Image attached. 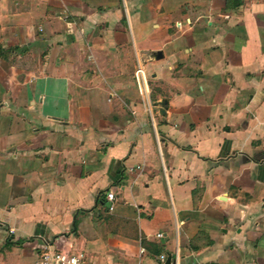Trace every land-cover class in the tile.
Instances as JSON below:
<instances>
[{
	"label": "crops",
	"instance_id": "obj_1",
	"mask_svg": "<svg viewBox=\"0 0 264 264\" xmlns=\"http://www.w3.org/2000/svg\"><path fill=\"white\" fill-rule=\"evenodd\" d=\"M41 239L264 264V0H0V264Z\"/></svg>",
	"mask_w": 264,
	"mask_h": 264
},
{
	"label": "built area",
	"instance_id": "obj_2",
	"mask_svg": "<svg viewBox=\"0 0 264 264\" xmlns=\"http://www.w3.org/2000/svg\"><path fill=\"white\" fill-rule=\"evenodd\" d=\"M133 79L137 85L142 100L147 98V77L144 68L137 64L133 73ZM138 167V166H137ZM139 168V167H138ZM116 196L112 190H107L103 195L106 211L112 212L115 207ZM157 237H162L161 233ZM165 255L159 256V264L165 260ZM35 264H94L84 252H68L56 247L55 243L48 239H41L37 245V261Z\"/></svg>",
	"mask_w": 264,
	"mask_h": 264
},
{
	"label": "trees",
	"instance_id": "obj_3",
	"mask_svg": "<svg viewBox=\"0 0 264 264\" xmlns=\"http://www.w3.org/2000/svg\"><path fill=\"white\" fill-rule=\"evenodd\" d=\"M235 2H238V0H235ZM104 193H105V191L99 192V194H98V197L99 198L98 199H100V200L103 201V195H104ZM75 224H76V222L73 223V228L75 227ZM7 241H8V238H7ZM141 243L142 244H145V241L144 240H141ZM6 245H8V242H6ZM150 250L152 252H154V253H159L161 249L159 247L153 245L152 248H150Z\"/></svg>",
	"mask_w": 264,
	"mask_h": 264
},
{
	"label": "water",
	"instance_id": "obj_4",
	"mask_svg": "<svg viewBox=\"0 0 264 264\" xmlns=\"http://www.w3.org/2000/svg\"><path fill=\"white\" fill-rule=\"evenodd\" d=\"M161 264H176V260L173 259L171 255H168L164 262Z\"/></svg>",
	"mask_w": 264,
	"mask_h": 264
},
{
	"label": "rangeland",
	"instance_id": "obj_5",
	"mask_svg": "<svg viewBox=\"0 0 264 264\" xmlns=\"http://www.w3.org/2000/svg\"><path fill=\"white\" fill-rule=\"evenodd\" d=\"M22 263L23 264H32V258H28V257L23 258Z\"/></svg>",
	"mask_w": 264,
	"mask_h": 264
}]
</instances>
